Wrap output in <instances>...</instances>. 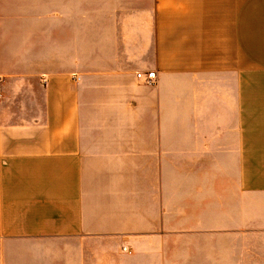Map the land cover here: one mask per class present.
Returning a JSON list of instances; mask_svg holds the SVG:
<instances>
[{
  "label": "crops",
  "instance_id": "crops-1",
  "mask_svg": "<svg viewBox=\"0 0 264 264\" xmlns=\"http://www.w3.org/2000/svg\"><path fill=\"white\" fill-rule=\"evenodd\" d=\"M0 264H264V0H0Z\"/></svg>",
  "mask_w": 264,
  "mask_h": 264
},
{
  "label": "built area",
  "instance_id": "built-area-1",
  "mask_svg": "<svg viewBox=\"0 0 264 264\" xmlns=\"http://www.w3.org/2000/svg\"><path fill=\"white\" fill-rule=\"evenodd\" d=\"M136 77L142 79L146 84L150 85H153L157 78L156 71H148L146 73L139 71Z\"/></svg>",
  "mask_w": 264,
  "mask_h": 264
}]
</instances>
